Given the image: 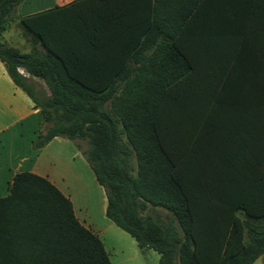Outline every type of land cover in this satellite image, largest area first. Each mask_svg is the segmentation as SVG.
<instances>
[{
  "label": "trees",
  "instance_id": "trees-1",
  "mask_svg": "<svg viewBox=\"0 0 264 264\" xmlns=\"http://www.w3.org/2000/svg\"><path fill=\"white\" fill-rule=\"evenodd\" d=\"M23 1L0 0V37ZM226 1L246 4L264 37V0ZM204 2L76 0L23 18L31 51L0 43V60L41 111L34 148L55 137L85 141L107 218L141 252H157L158 264H254L264 254V140L254 161L209 157L210 178L229 181L222 191L189 189L173 153V90L190 70L179 41ZM259 88L264 136V79ZM148 206L169 212L168 224L144 215ZM0 264L112 263L70 199L21 172L0 198Z\"/></svg>",
  "mask_w": 264,
  "mask_h": 264
},
{
  "label": "crops",
  "instance_id": "crops-1",
  "mask_svg": "<svg viewBox=\"0 0 264 264\" xmlns=\"http://www.w3.org/2000/svg\"><path fill=\"white\" fill-rule=\"evenodd\" d=\"M73 1L24 0L12 12L0 43L29 53V36L21 20ZM204 1L179 41L190 70L174 86L172 114L173 153L185 183L197 192L227 190L218 187L227 184V179L210 178L209 157L219 154L254 161L264 140L259 97L264 79L261 25L248 20L246 4ZM19 72L49 93L41 79L21 68ZM43 127L40 109L13 82L0 60V198L10 194L16 174L42 176L70 199L76 218L100 237L112 264H144L147 251L153 253V264L159 263L157 252H141L136 241L107 218L105 189L76 140L55 137L45 147L34 148ZM239 171L244 175V169ZM259 261L264 264V254L254 264Z\"/></svg>",
  "mask_w": 264,
  "mask_h": 264
},
{
  "label": "rangeland",
  "instance_id": "rangeland-1",
  "mask_svg": "<svg viewBox=\"0 0 264 264\" xmlns=\"http://www.w3.org/2000/svg\"><path fill=\"white\" fill-rule=\"evenodd\" d=\"M81 146L82 148H84L85 150L88 148V145L85 141H81V140H76ZM131 162L133 165H135V159L134 157H132ZM144 215H149L152 216L154 219L158 220L159 222H161L162 224H168L170 218H171V214L161 208H156V207H152V206H148V208L145 210V212L143 213ZM122 232V231H121ZM126 236L129 237V235H127V233H124ZM130 238V237H129ZM152 251H147V253H145L144 255V264H153V258H152ZM156 264H158V262L156 261ZM260 264V261L257 263Z\"/></svg>",
  "mask_w": 264,
  "mask_h": 264
}]
</instances>
